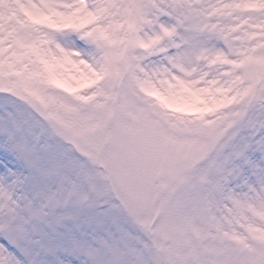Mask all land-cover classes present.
<instances>
[{
  "label": "snow or ice",
  "instance_id": "snow-or-ice-1",
  "mask_svg": "<svg viewBox=\"0 0 264 264\" xmlns=\"http://www.w3.org/2000/svg\"><path fill=\"white\" fill-rule=\"evenodd\" d=\"M0 264H264V0H0Z\"/></svg>",
  "mask_w": 264,
  "mask_h": 264
}]
</instances>
